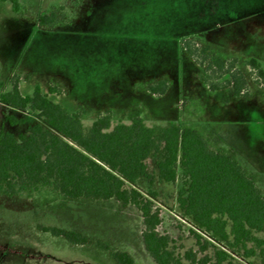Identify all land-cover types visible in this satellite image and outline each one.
I'll return each mask as SVG.
<instances>
[{"label":"rangeland","instance_id":"1","mask_svg":"<svg viewBox=\"0 0 264 264\" xmlns=\"http://www.w3.org/2000/svg\"><path fill=\"white\" fill-rule=\"evenodd\" d=\"M65 1L67 6L62 15L68 23L74 16L79 0ZM60 2L22 0L19 15L11 10L9 3L0 2V94L4 88L11 87L14 76L19 79L18 83L22 81L21 90L30 94L36 85L42 88H47L51 83L64 86L68 75L74 81V91H78L76 87L82 75L79 69L82 46H79L77 30L67 28L63 25L66 23L42 28L35 22L38 14L49 12ZM82 43L86 47L95 46L98 50L95 52L100 56L96 57L95 69L91 70L93 67L90 63L91 67L85 68L84 75L91 70L94 75L89 77L100 82L107 77L100 63L104 61L106 53L102 49L106 51V46H109L107 51L114 67L112 77L120 85V80H123L122 68L115 59L119 45L110 39H86L81 40ZM251 48L234 55L224 50H212L221 58H237L238 67L248 84L247 98L232 97L230 89L209 91L198 79L199 68L182 52L171 78H165L169 87L160 102H145L140 98L126 102L143 104L146 114L140 116L145 125L156 132L171 123L201 132L211 151L227 154L238 162L254 180L264 198V90L253 82L249 69L243 64L245 60L254 58L249 54L263 52L264 57V48H252L255 51ZM88 53L92 54V51ZM223 94L229 97L226 104L221 102ZM118 100L108 102L115 103ZM133 112L113 115V124L129 123V116H133ZM7 116L16 119L15 124L11 125L6 120ZM94 118L82 117L85 130ZM37 122L40 121L32 112H22L0 102V127L4 131L17 137L27 133V129ZM145 163L146 174L130 186L152 201L159 215L157 233L169 237L170 247L175 255L182 258V264H190L183 258L184 252L198 249L194 233L212 245L226 248L236 263L260 264L254 243H246L245 248L235 247L204 234L178 205L180 182H162L157 176L155 157H149ZM41 227L76 232L86 237L87 243L72 245L62 236L54 237L43 232ZM142 228L140 212L133 206L123 207L114 199H69L45 186L14 196L0 192V264H116L109 251L100 248L99 243L111 251L127 253L132 257L133 264H155L144 249ZM255 236L261 237L262 233H256ZM248 250L254 254L249 256L246 253Z\"/></svg>","mask_w":264,"mask_h":264},{"label":"trees","instance_id":"2","mask_svg":"<svg viewBox=\"0 0 264 264\" xmlns=\"http://www.w3.org/2000/svg\"><path fill=\"white\" fill-rule=\"evenodd\" d=\"M8 2L15 14H20L19 0ZM66 1L56 8L36 16V25L50 28L66 23L62 13ZM182 51L199 68L198 79L212 92L231 90L234 98H247L249 88L236 57L221 58L210 45L196 36L180 41ZM253 82L264 90V67L255 58L243 62ZM18 78L11 80V90L0 94V102L22 112H32L40 121L27 133L17 137L0 127V192L14 196L39 186L50 187L59 195L78 199H114L121 206H133L141 214V238L144 249L155 264H182L175 255L170 239L157 233L158 210L152 201L130 185L146 174V159L156 158L158 178L167 184L179 181L177 202L183 213L210 238L230 246L245 248L252 242L258 249L260 264H264V198L254 180L236 160L209 149L208 141L199 131L180 128L171 123L157 132L145 125L138 111L129 116V123L113 124V112L99 113L85 130L82 110L69 113L52 102L36 85L30 95H22ZM167 79H157L146 91L162 97L168 90ZM49 94L62 90L49 86ZM221 102L229 97L223 94ZM11 125L16 119L7 116ZM54 237L62 236L72 245L82 246L86 237L73 231L41 227ZM256 233H262L256 237ZM197 251L187 250L183 258L190 264H242L232 259L229 251L212 245L195 234ZM109 251L116 264H133L131 256L121 251ZM210 250V253L208 252ZM252 256L254 252H246ZM201 254V257H198Z\"/></svg>","mask_w":264,"mask_h":264},{"label":"crops","instance_id":"3","mask_svg":"<svg viewBox=\"0 0 264 264\" xmlns=\"http://www.w3.org/2000/svg\"><path fill=\"white\" fill-rule=\"evenodd\" d=\"M19 1L22 4V0ZM63 25L77 30L79 46H82L79 53L82 75L78 79V91H74L70 75L65 78L64 86L53 83L47 88L40 86L48 98L69 113L81 109V119L96 117L108 110L115 116L138 111L144 117L143 104L126 100L140 98L145 102H160L164 98L167 92L156 98L146 91V86L157 79L171 78L183 52L182 38L196 36L213 51L224 50L233 53L231 55L244 53L251 47L264 48V0H79L72 20ZM86 39H110L119 45L115 59L122 68L120 85L112 77L114 67L107 51L109 46L106 51L101 47L106 53L100 64L107 77L102 82L89 77L94 75L91 70L95 69L96 57L100 56L95 46L81 44V40ZM262 54L249 55L264 66ZM90 63L93 68L84 75ZM21 85L22 81L18 83L20 93L30 95L21 90ZM50 85L61 89L62 93L49 94L46 89ZM10 90L11 87L4 88L2 93ZM115 99H119L118 102H108Z\"/></svg>","mask_w":264,"mask_h":264}]
</instances>
